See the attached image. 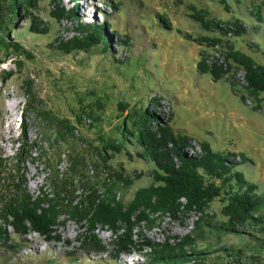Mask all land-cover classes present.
<instances>
[{
    "label": "rangeland",
    "instance_id": "obj_1",
    "mask_svg": "<svg viewBox=\"0 0 264 264\" xmlns=\"http://www.w3.org/2000/svg\"><path fill=\"white\" fill-rule=\"evenodd\" d=\"M82 1L90 5L86 11L91 15L90 21L81 11ZM58 2L65 10L73 9L75 17L57 21L50 15L51 0H37L33 9L35 25L38 29L48 27L49 30L46 33L30 30L31 16L24 19L23 14L10 30V39L28 49L32 59L22 58L23 65L18 68L14 62L20 57L4 59V53L0 51V156L7 160L8 167L24 139L28 152L20 165L25 170L27 189L32 196L50 191L47 185L49 170L44 160L38 158L40 151L49 147L41 138V120L34 112L24 115L22 111L26 102L24 81L29 80L34 92L42 99L44 109L70 121H74L77 114L81 115L83 124L77 125L74 134L83 139L78 142V147L88 158H91L94 147L100 146L98 128L107 136L111 134L112 126L116 124L118 103L138 107L144 102L160 122H167L170 118L169 124L176 134L189 136L190 146L184 149L185 152L195 155L201 152L199 143L207 141L214 151L235 152L233 161L236 163L241 162L240 154H245L251 160L242 165L245 178L256 184L259 192L264 190V107L253 110L250 100L242 102L232 92L228 77L213 81L209 73H199L196 65L204 47L197 43V38L206 31L191 17L190 9L194 4L206 8L209 17L216 20L225 22L239 17L246 28L256 27L257 31L229 40L235 48L264 64V0H241L238 3L227 0L231 6L228 11L218 0H122V5H117L115 0ZM251 3L260 6L261 22L250 13ZM160 15L171 23L170 27L158 20ZM78 22H106L109 25L107 55L101 53L99 46L88 52L70 54L55 49L56 39H67L76 34L74 27ZM220 23L218 26L224 29ZM126 40L131 43L130 48L123 47L122 42ZM128 57L131 58L129 62L122 63ZM215 59L223 60L221 50L209 49L208 60ZM115 62L123 65L118 69ZM5 72L11 74L8 79L2 78ZM242 76L243 72H236L235 80L239 82ZM98 99L103 107L98 105ZM89 106L96 111L93 114L100 116L97 126H90V119L86 116ZM81 107L85 108L86 114ZM131 153L132 158L123 152L112 161L117 167L122 164L131 178L141 174L133 187L121 189L117 194L124 200L130 198L136 187L151 181L150 164L136 157L133 149ZM66 158L65 153L58 163L60 173L67 167ZM79 193L80 189L77 190ZM212 211L219 212L218 202ZM197 216L196 212L180 215L178 219L160 215L151 229L141 224V228L133 230L132 238L137 242L140 229L141 234L151 240L163 241L169 237L173 242L175 236L180 238L191 232ZM60 221L63 223L54 228L60 235L59 241H46L37 233L16 236L8 228L11 238L0 243V264L149 262L147 256L136 251H132L131 256L121 253L114 258L111 246L102 253L87 251L80 246L85 226L67 219V215L61 216ZM260 227L250 229L252 234L245 232L241 237L226 236L214 241L211 236L201 245L203 248L210 243L202 263L225 264L232 256L239 264H264V230L259 232ZM96 233L104 244L113 238L105 228L97 227ZM14 244H17L16 248L10 246ZM143 252H149V249L143 248Z\"/></svg>",
    "mask_w": 264,
    "mask_h": 264
},
{
    "label": "trees",
    "instance_id": "obj_2",
    "mask_svg": "<svg viewBox=\"0 0 264 264\" xmlns=\"http://www.w3.org/2000/svg\"><path fill=\"white\" fill-rule=\"evenodd\" d=\"M115 1L117 5L123 3L122 0ZM238 1L241 2L236 0V3ZM218 2L227 11L231 7L227 0ZM51 3L50 15L55 20L75 17L74 10H65L58 0H51ZM36 5L37 0H0V51H3L4 59L20 57L14 62L18 68L23 65L22 58H33L28 49L10 39V30L20 14L24 19L31 16L30 30L37 33L49 30L48 27H36L33 14ZM250 5V13L261 22L260 6ZM190 9L191 17L206 31L197 38V43L204 47L196 65L199 73H209L213 81L228 77L232 92L242 102L248 99L253 110L262 109L264 64L235 48L229 40L257 31V28H246L239 17L225 22L216 20L209 17L206 8L194 4ZM158 20L168 27L171 25L163 15ZM220 22L224 29L218 26ZM109 29L106 22H78L74 27L76 34L67 39H56L55 49L70 54L88 52L99 46L101 53L107 55ZM122 44L125 48L131 47L127 40ZM216 46L222 52L221 62L208 60L209 49ZM130 59L128 57L122 63ZM117 62L114 65L119 69L123 64ZM238 71L243 72L245 85L235 80ZM10 75L5 72L2 78L8 79ZM23 87L26 97L23 114L35 113L42 122L41 138L48 143L49 149L40 151L38 158L44 160L49 170L47 185L50 191L32 196L27 189L25 170L20 165L28 152L24 139L8 167L7 160L0 156V243L11 238L8 228L16 236L37 233L46 241H59L60 235L54 228L63 223L60 217L67 215V219L85 226L80 246L87 251L102 253L111 246L114 258L121 253L130 255L136 251L147 256L148 264H203V255L210 249V243L203 248L201 245L211 236L214 241H219L226 236L252 234L250 229L259 226V232L264 230V190L259 192L258 186L245 178L242 165L251 161L245 154L241 153V162L236 163L233 161L235 152L214 151L207 141H202L199 143L201 152L190 155L184 149L190 146L191 139L186 134H176L169 124L170 118L167 122H160L144 102L138 107L119 102L111 134L107 136L98 128L100 146L94 147L91 158H88L78 147V142L83 139L74 134L77 125L83 124L81 115L77 114L74 121L59 118L41 106L42 99L34 92L32 81H24ZM78 101L81 103L80 98ZM97 103L103 107L99 99ZM84 107L81 110L86 114ZM89 110L86 116L90 119V126H97L100 116L93 114L96 112L93 107ZM131 149L136 157L150 164L151 181L136 187L130 198L124 200L117 194L121 189L133 187L141 174L131 178L122 164L117 167L112 161L123 152L132 158ZM65 153L67 167L60 173L57 166ZM215 202L219 203L218 213L212 211ZM193 212L198 216L191 232L180 238L175 236L173 242L169 237L163 241L151 240L141 234L140 229L137 242L132 238L133 230L141 228V224L151 229L160 215L178 219L180 215ZM97 227L112 233L113 238L108 244L98 237ZM10 246L16 248L17 244ZM143 248H148L149 252L142 253Z\"/></svg>",
    "mask_w": 264,
    "mask_h": 264
},
{
    "label": "bare ground",
    "instance_id": "obj_3",
    "mask_svg": "<svg viewBox=\"0 0 264 264\" xmlns=\"http://www.w3.org/2000/svg\"><path fill=\"white\" fill-rule=\"evenodd\" d=\"M80 5H81L80 6L81 7V11L84 13L85 17L88 16V20L90 21L91 20V15L88 12H86L89 9L90 5L88 3L83 2V1L80 2Z\"/></svg>",
    "mask_w": 264,
    "mask_h": 264
},
{
    "label": "clouds",
    "instance_id": "obj_4",
    "mask_svg": "<svg viewBox=\"0 0 264 264\" xmlns=\"http://www.w3.org/2000/svg\"><path fill=\"white\" fill-rule=\"evenodd\" d=\"M213 49H219V48L216 46V47H214ZM213 49H211V50H213ZM211 61H213V60H211ZM239 72H242V71H239ZM239 80H240L239 83L245 85V83H244V79H243V76H242V78H240ZM188 154H189V153H188ZM190 155H191V154H190ZM130 256H131V254H130ZM228 258H230V260H226V261H225V264H226V262H228L229 264H230L231 262H235V264H239L237 258H234V257H228Z\"/></svg>",
    "mask_w": 264,
    "mask_h": 264
},
{
    "label": "built area",
    "instance_id": "obj_5",
    "mask_svg": "<svg viewBox=\"0 0 264 264\" xmlns=\"http://www.w3.org/2000/svg\"><path fill=\"white\" fill-rule=\"evenodd\" d=\"M226 264H229L228 262H226ZM230 264H235V262H231Z\"/></svg>",
    "mask_w": 264,
    "mask_h": 264
}]
</instances>
